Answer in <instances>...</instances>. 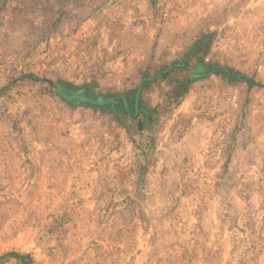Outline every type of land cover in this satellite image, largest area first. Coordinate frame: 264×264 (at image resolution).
Returning a JSON list of instances; mask_svg holds the SVG:
<instances>
[{
  "label": "rangeland",
  "instance_id": "374dc122",
  "mask_svg": "<svg viewBox=\"0 0 264 264\" xmlns=\"http://www.w3.org/2000/svg\"><path fill=\"white\" fill-rule=\"evenodd\" d=\"M0 264H264V0H0Z\"/></svg>",
  "mask_w": 264,
  "mask_h": 264
}]
</instances>
